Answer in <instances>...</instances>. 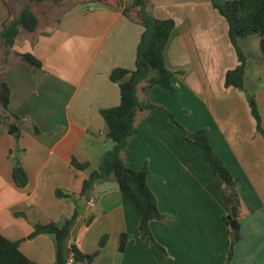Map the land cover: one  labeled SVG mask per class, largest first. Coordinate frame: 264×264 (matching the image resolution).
Returning <instances> with one entry per match:
<instances>
[{"label": "crops", "instance_id": "crops-1", "mask_svg": "<svg viewBox=\"0 0 264 264\" xmlns=\"http://www.w3.org/2000/svg\"><path fill=\"white\" fill-rule=\"evenodd\" d=\"M133 2L81 5V0L53 29L39 23L20 41L21 30L8 56L13 65L0 81L10 87L9 109L20 117L21 136L11 135L0 116V234L18 242L36 264H56V244L52 235L29 239L34 226L63 224L75 211L70 243L83 254L94 253L108 236L92 264L227 263L230 234L222 183L200 148L185 142L161 111L137 118L138 133L125 154L133 170L148 167V185L168 218L151 223L156 244L141 239L136 205L112 179L96 184L88 198L81 197L84 181L107 152L108 127L101 112L120 105L119 83L110 75L118 68L136 67L144 28L125 15ZM152 2L154 17L176 22L165 61L177 91L155 86L144 96L183 121L188 131L207 132L214 152L238 180L241 240L230 264H264V138L248 102L254 97L264 129V83H253L247 93L225 86L226 73L239 62L228 23L209 0ZM9 17L0 0V36ZM20 44L24 49L17 51ZM17 53L32 54L42 67L21 62ZM14 154L28 176L25 188L13 181ZM73 160L90 168L78 170ZM58 190L68 197L58 198ZM122 234L129 237L124 252L119 251Z\"/></svg>", "mask_w": 264, "mask_h": 264}, {"label": "trees", "instance_id": "trees-1", "mask_svg": "<svg viewBox=\"0 0 264 264\" xmlns=\"http://www.w3.org/2000/svg\"><path fill=\"white\" fill-rule=\"evenodd\" d=\"M2 1L11 13V5L6 0ZM28 1L32 3H44L56 0ZM63 1L57 0V2ZM74 1L78 3L80 0ZM90 1L103 5H112L119 0ZM209 1L228 23L229 39L236 50L239 62L234 70L226 73L225 86L243 91L247 60L239 43L251 35H258L260 37V51L264 63V0ZM152 6V0H134L133 4L125 9V15L140 23L144 28L137 47L136 67L133 71L118 68L113 70L110 75L112 82L119 83L120 105L103 110L101 114L108 127L107 139L113 143V147L102 155L99 167L93 170L84 181L81 197L88 198L96 184L113 179L117 183L120 192L136 205L140 214L139 232L141 239L146 240L150 238L151 242L156 244L152 237L151 223L153 221L165 222L168 221V218L160 212L157 199L148 185L147 180L150 174L148 167L145 166L140 171L133 170L125 158L130 141L138 133L137 118L142 114H147L154 110L161 111L169 117L174 125L179 126L178 122L166 108L148 100H140V93L146 96L155 86L177 91L172 85L174 73L169 70L165 61V49L176 27V22L173 19H157L151 13ZM38 25L37 16L29 10L21 11L14 19L9 17L3 25L0 36L2 45H5V48H7L6 54H10V49L14 47L21 30L34 33ZM16 56L23 63L38 68L42 67V63L30 53H17ZM126 76L129 77L124 80ZM10 99V87L6 81L2 80L0 81V116L7 124L9 133L14 135L16 139H19L21 134L17 122L20 117L10 111ZM248 102L256 123L257 132L264 138L262 118L254 97H249ZM182 131L183 138L188 143L200 148L204 160L222 183V199L228 210V213L224 216V221L229 226L230 234L229 256L226 264H230L234 254V247L241 240L239 224L240 201L237 194L238 180L232 176L214 152L205 130L188 132L185 128H182ZM15 162L12 174L13 181L18 188H25L28 185V176L18 157L15 159ZM71 165L81 171L90 168L88 163H79L76 160H73ZM56 196L58 198L68 197V195L60 190L56 192ZM77 218L78 212L75 211L71 218L63 224L55 222L36 224L29 239L44 234L54 236L56 264H68L71 257L73 258V264H92L105 248L108 236L101 238L99 247L94 253L90 255L83 254L75 245L70 243L72 229ZM233 220L237 224L236 230H232L230 227ZM128 242L129 237L126 234H122L119 241L120 252L125 251ZM0 264L36 263L22 253L18 242L10 241L0 234Z\"/></svg>", "mask_w": 264, "mask_h": 264}, {"label": "rangeland", "instance_id": "rangeland-1", "mask_svg": "<svg viewBox=\"0 0 264 264\" xmlns=\"http://www.w3.org/2000/svg\"><path fill=\"white\" fill-rule=\"evenodd\" d=\"M6 1L11 5V9H12L10 13L11 19H14L15 16L18 15L19 12L23 10H29L30 12H33L37 16L41 27L45 25V26H48L50 29H53L57 25L59 17L61 18V16L66 10L76 6L78 3H80L81 0L78 3H76L74 0H64L62 4H58L57 0L48 1L44 3H32V2H29L28 0H6ZM80 4L81 5H92V4L99 5L98 2H94L90 0H82V3ZM25 36H27V32L23 31L20 39L18 40L21 41ZM239 44L247 60L246 71L248 74V83L247 82L244 83L245 86L242 91L243 93H247L248 90L249 91L251 90V85L253 83H256V85H259L261 81L262 83H264L263 82L264 81V63H263L262 53L260 51V37L258 35H251L247 37L246 39L241 40ZM0 46H1L0 47V80H1L3 75L6 72V69L10 67L11 65H13V62L11 61L10 63L11 58L8 57L10 56V54L8 55L6 54L7 48H5V45H2L1 38H0ZM22 49H24V46H22L21 44L16 46L17 51H22ZM16 50L15 52H17ZM11 51L12 49H10V52ZM140 100L145 101L147 99L145 98L143 94H140ZM176 121L179 124V126H176V127L180 129V131L182 132V139L185 142H187L183 138L182 128H185L182 125L183 121H178L177 119ZM112 147H113V143L108 141L104 151H109V149H111ZM16 158H17V154L12 155L11 157V162L13 164L12 165L13 167L15 166ZM112 182H115V181L112 179Z\"/></svg>", "mask_w": 264, "mask_h": 264}, {"label": "built area", "instance_id": "built-area-1", "mask_svg": "<svg viewBox=\"0 0 264 264\" xmlns=\"http://www.w3.org/2000/svg\"><path fill=\"white\" fill-rule=\"evenodd\" d=\"M93 203H94V198L92 197V198H90V200H89V205L92 206ZM68 264H73V258H72V257L70 258Z\"/></svg>", "mask_w": 264, "mask_h": 264}, {"label": "water", "instance_id": "water-1", "mask_svg": "<svg viewBox=\"0 0 264 264\" xmlns=\"http://www.w3.org/2000/svg\"><path fill=\"white\" fill-rule=\"evenodd\" d=\"M230 227H231L232 230H236L237 229V224H236V221L235 220L232 221Z\"/></svg>", "mask_w": 264, "mask_h": 264}]
</instances>
